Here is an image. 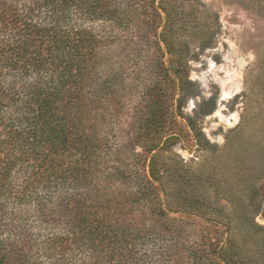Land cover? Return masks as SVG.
Listing matches in <instances>:
<instances>
[{"label": "rangeland", "instance_id": "rangeland-1", "mask_svg": "<svg viewBox=\"0 0 264 264\" xmlns=\"http://www.w3.org/2000/svg\"><path fill=\"white\" fill-rule=\"evenodd\" d=\"M165 1L167 45L156 40L162 27L74 24L97 40L101 56L87 58L96 76L82 91L89 97L101 88L99 168L126 178L128 189L118 190L122 199L129 193V226L139 233L127 264H264V0ZM165 68H179L197 95ZM153 97L156 112L147 107ZM210 98L215 109L202 115L199 105ZM147 124L152 129L142 130ZM170 135L151 152L161 192L149 196L145 142ZM22 181L11 184V195L23 193ZM23 210L28 234H46L33 207ZM76 254L83 260L89 252Z\"/></svg>", "mask_w": 264, "mask_h": 264}, {"label": "trees", "instance_id": "trees-1", "mask_svg": "<svg viewBox=\"0 0 264 264\" xmlns=\"http://www.w3.org/2000/svg\"><path fill=\"white\" fill-rule=\"evenodd\" d=\"M123 1L119 6L117 0H0V264L129 261V241L139 233L129 226L132 212L124 201L129 193L122 199L118 190L120 185L128 189L126 178L117 170L102 173L97 125L101 88L92 87L89 97L82 91L96 76V62L87 58L101 56L97 40L74 27L96 21L112 29L162 27L165 32L156 40L167 45L166 20L161 18L168 15L167 2ZM165 71L187 85L189 97L197 95V84L179 68ZM105 97L108 106L112 94ZM182 99L176 101L178 108ZM149 102L147 107L156 112L154 97ZM215 106L214 98L203 101L199 113L210 114ZM150 126L141 128L150 131ZM172 140L170 135L145 142L149 196L161 192L151 152ZM20 176L23 193L11 195L9 188ZM9 199L12 207L6 205ZM27 205L46 234H28L23 220ZM58 229L61 236L54 232ZM83 250L89 255L82 260L76 253Z\"/></svg>", "mask_w": 264, "mask_h": 264}, {"label": "water", "instance_id": "water-1", "mask_svg": "<svg viewBox=\"0 0 264 264\" xmlns=\"http://www.w3.org/2000/svg\"><path fill=\"white\" fill-rule=\"evenodd\" d=\"M219 101L222 102L224 99L222 98V92L219 94Z\"/></svg>", "mask_w": 264, "mask_h": 264}]
</instances>
